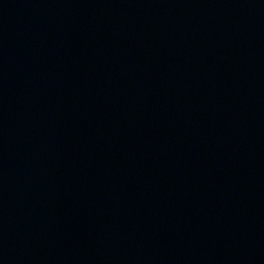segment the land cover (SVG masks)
<instances>
[{"label":"water","instance_id":"1","mask_svg":"<svg viewBox=\"0 0 264 264\" xmlns=\"http://www.w3.org/2000/svg\"><path fill=\"white\" fill-rule=\"evenodd\" d=\"M0 264H264V0H0Z\"/></svg>","mask_w":264,"mask_h":264}]
</instances>
